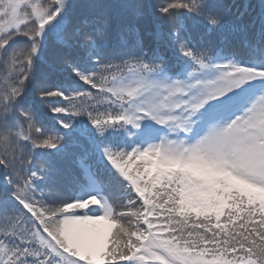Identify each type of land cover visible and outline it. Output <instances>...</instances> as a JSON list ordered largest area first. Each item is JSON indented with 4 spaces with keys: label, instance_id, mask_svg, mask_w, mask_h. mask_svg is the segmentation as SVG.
Returning a JSON list of instances; mask_svg holds the SVG:
<instances>
[{
    "label": "snow or ice",
    "instance_id": "1",
    "mask_svg": "<svg viewBox=\"0 0 264 264\" xmlns=\"http://www.w3.org/2000/svg\"><path fill=\"white\" fill-rule=\"evenodd\" d=\"M0 67V264H264V0H0Z\"/></svg>",
    "mask_w": 264,
    "mask_h": 264
},
{
    "label": "trees",
    "instance_id": "2",
    "mask_svg": "<svg viewBox=\"0 0 264 264\" xmlns=\"http://www.w3.org/2000/svg\"><path fill=\"white\" fill-rule=\"evenodd\" d=\"M24 43V41H23V38H19L18 39V45H22ZM54 48H55V45L50 41V44H49V49H48V51H46V53H45V58L46 59H50L53 55H54ZM41 68H42V71H45V72H49V69H48V65L47 64H44V65H42L41 66ZM4 73H3V68L2 67H0V75H3ZM49 79L52 81V82H59V81H61V80H66L67 79V77H66V74H64V73H61V72H49ZM89 86H85V88H88ZM90 90V89H89ZM94 91V90H93ZM53 100L55 99V98H52ZM29 100L31 101V102H33V103H37L36 102V100H35V94H33V95H31L30 97H29ZM41 109H43L46 113H47V115H48V117H49V119H50V117H51V113L50 112H48V105L47 104H44V105H38ZM61 106H63V104H61Z\"/></svg>",
    "mask_w": 264,
    "mask_h": 264
}]
</instances>
